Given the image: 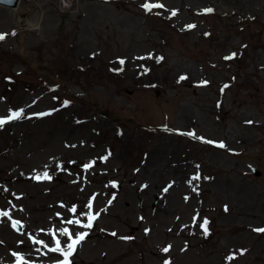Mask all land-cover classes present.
Segmentation results:
<instances>
[{
    "label": "rangeland",
    "instance_id": "rangeland-1",
    "mask_svg": "<svg viewBox=\"0 0 264 264\" xmlns=\"http://www.w3.org/2000/svg\"><path fill=\"white\" fill-rule=\"evenodd\" d=\"M20 2V26L0 6V117L23 116L0 126V264L64 261L44 245L65 227L90 231L73 264H264V0Z\"/></svg>",
    "mask_w": 264,
    "mask_h": 264
},
{
    "label": "snow or ice",
    "instance_id": "snow-or-ice-1",
    "mask_svg": "<svg viewBox=\"0 0 264 264\" xmlns=\"http://www.w3.org/2000/svg\"><path fill=\"white\" fill-rule=\"evenodd\" d=\"M143 7L145 8L146 11H150L152 8H163L164 5H163V4H159V3L153 4V3L147 2V0H146V3L143 5ZM206 11L211 12L212 9H207ZM175 14H176L175 11H173L172 15H175ZM188 27H190V28H191V27H195V25H189ZM4 38H5V34H0V40H3ZM234 55H235V54H233V56H234ZM231 58H232V56L225 57V59H231ZM120 62H121V64H123V60H121ZM181 79H184V77H181ZM204 83H207V82L205 81ZM225 87H227V85H226ZM21 116H22V110L12 112V113H11L8 117H6V118H5V117H0V126H3L5 123L9 122V121L12 120V119H18V118H20ZM188 135H193V136H194L195 134H194V133H188ZM201 139H202V138H201ZM208 143H213V142H212V141H208ZM219 146H220V147H225V145H224L223 143H220ZM89 166H90V165H86L85 167H89ZM44 176H45V178H49V177H47V173H44ZM192 179H193V180H198V179H200V177H199V175H195V176L192 177ZM166 190H167V189H165V191H166ZM88 207H89V209H91V207H92L91 203L88 204ZM71 211H72V212H75L76 209H75V208H72ZM0 215L7 216V215H9V214H8L7 212H3V213H0ZM93 218H94V217H90V218H89V223H88V224H85V225H82V226H83V227L90 228V227L92 226V224H91V219H93ZM194 219H195V218H194ZM15 223H19V222L17 221V222H15ZM66 223H68V224H79L80 221H79V220H76V221L68 220V221H66ZM207 224H208V220L205 219V220L203 221V224L200 225L201 228L204 229L205 233H207V227H206ZM14 226H15V225H14ZM254 230H255V231H258V232H264V228L254 229ZM60 232H61V235H66V236H68V238L71 240V243H68V244H67V249L65 250V249L61 248V242H60V240H59V239H56V240H55V245H56V247H54V248H50L49 250H50V251H53V252H56V251L61 252V253L64 255V257H65V260L62 262V264H70V261L68 260V257H70V256L72 255L73 251L75 250V246H76L81 240L84 239V237L87 235V233H78V234L76 235V238L73 239V238H72V234L69 232V230H68L67 228L61 229ZM113 235H115V233H113ZM34 242H35V243H40V244H43V243H44L43 241H36V240H34ZM44 246L47 247V245H44ZM169 247H170V246H169ZM169 247H165V248L163 249V251H164L165 253H167V252L169 251ZM14 255H18V254H17V253H14ZM20 259L23 260L22 257H21ZM165 264H171V262H170V261H165Z\"/></svg>",
    "mask_w": 264,
    "mask_h": 264
},
{
    "label": "bare ground",
    "instance_id": "bare-ground-1",
    "mask_svg": "<svg viewBox=\"0 0 264 264\" xmlns=\"http://www.w3.org/2000/svg\"><path fill=\"white\" fill-rule=\"evenodd\" d=\"M10 10H12L15 13V16L17 18V22H18L19 26L21 25V17L22 16H30V9L29 8L21 9L19 4L15 8L10 9ZM148 191H149V194H152V189H149ZM157 193H158V191H157Z\"/></svg>",
    "mask_w": 264,
    "mask_h": 264
},
{
    "label": "water",
    "instance_id": "water-1",
    "mask_svg": "<svg viewBox=\"0 0 264 264\" xmlns=\"http://www.w3.org/2000/svg\"><path fill=\"white\" fill-rule=\"evenodd\" d=\"M0 1L5 3V0H0ZM6 3L11 5V6H15L16 5V1H14V2H6Z\"/></svg>",
    "mask_w": 264,
    "mask_h": 264
}]
</instances>
